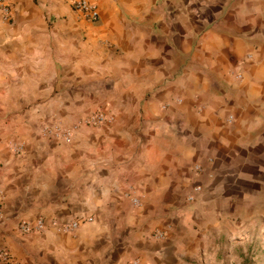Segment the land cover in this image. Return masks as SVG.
I'll return each instance as SVG.
<instances>
[{"label": "crops", "instance_id": "0c3cea01", "mask_svg": "<svg viewBox=\"0 0 264 264\" xmlns=\"http://www.w3.org/2000/svg\"><path fill=\"white\" fill-rule=\"evenodd\" d=\"M5 1L0 242L21 264H212L263 238L264 0H89L95 23ZM95 112L71 143L42 134Z\"/></svg>", "mask_w": 264, "mask_h": 264}, {"label": "built area", "instance_id": "2783aa9c", "mask_svg": "<svg viewBox=\"0 0 264 264\" xmlns=\"http://www.w3.org/2000/svg\"><path fill=\"white\" fill-rule=\"evenodd\" d=\"M0 8L3 12V18L5 21L11 19L12 10L11 6L6 3L5 0H0ZM74 8L78 11L85 19L95 23L99 20L100 14L95 4L91 3L89 0H76L74 2ZM240 77V76H238ZM107 115L102 112H95L87 119L81 121L77 126L66 128L61 123H54L52 125H46L42 129V134L49 138L58 141H65L66 143H71L73 139L74 131L82 127H97L106 123L108 121ZM233 121V117L230 118V122ZM12 149L16 154H21L24 151L23 143H14ZM200 166H196L195 170L197 172L201 171ZM202 190L201 186H195L191 195L188 196L189 201H194L195 196ZM135 202H137L135 200ZM92 217H77L65 224H59L56 221H47L44 218H40L35 222L21 220L18 224V231L22 234H33L40 233L47 227H57L63 232H71L76 230L85 222H92ZM155 237L163 238L165 234L163 232H156ZM0 264H21L12 254L7 245L0 242ZM137 264V262L135 263Z\"/></svg>", "mask_w": 264, "mask_h": 264}, {"label": "rangeland", "instance_id": "374dc122", "mask_svg": "<svg viewBox=\"0 0 264 264\" xmlns=\"http://www.w3.org/2000/svg\"><path fill=\"white\" fill-rule=\"evenodd\" d=\"M243 242L246 247L236 249L241 252L240 255L232 254L234 248L231 247L230 256H221L212 264H264V236L262 239H249Z\"/></svg>", "mask_w": 264, "mask_h": 264}]
</instances>
